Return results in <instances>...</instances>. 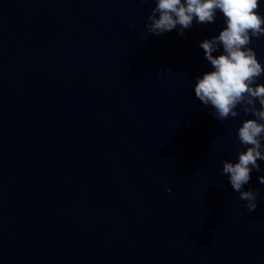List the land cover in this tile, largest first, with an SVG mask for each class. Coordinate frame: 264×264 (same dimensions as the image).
I'll return each mask as SVG.
<instances>
[{
    "label": "water",
    "instance_id": "95a60500",
    "mask_svg": "<svg viewBox=\"0 0 264 264\" xmlns=\"http://www.w3.org/2000/svg\"><path fill=\"white\" fill-rule=\"evenodd\" d=\"M154 7L0 0V264H264V161L251 213L222 174L254 117L194 91L225 18L157 36Z\"/></svg>",
    "mask_w": 264,
    "mask_h": 264
},
{
    "label": "clouds",
    "instance_id": "9594fccd",
    "mask_svg": "<svg viewBox=\"0 0 264 264\" xmlns=\"http://www.w3.org/2000/svg\"><path fill=\"white\" fill-rule=\"evenodd\" d=\"M260 0H155V7L147 17L148 34L162 35L176 30L180 36L197 25L216 22L217 10L225 18V27L218 35L200 42L205 59L212 71L196 77L195 96L205 106H211V115L223 122L236 118L242 112L245 119L236 132L238 143L246 150L238 153V162L222 161V174L227 176L232 189L245 201L251 213L257 208L259 189L245 186L251 173L262 169L264 161V84L258 83L264 75V66L257 60L253 39L264 36V16L258 11ZM214 56L213 53L221 52ZM264 185V176H258ZM171 192V189H168Z\"/></svg>",
    "mask_w": 264,
    "mask_h": 264
}]
</instances>
